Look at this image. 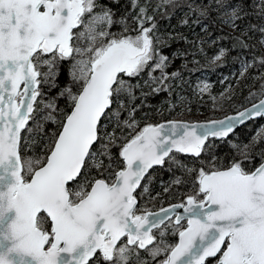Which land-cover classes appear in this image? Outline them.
<instances>
[{"label": "snow or ice", "instance_id": "1", "mask_svg": "<svg viewBox=\"0 0 264 264\" xmlns=\"http://www.w3.org/2000/svg\"><path fill=\"white\" fill-rule=\"evenodd\" d=\"M174 3L161 0L157 8ZM248 5L249 0H211L189 10L206 17L222 12V22L239 29ZM132 9L135 35L127 34V17L114 20L102 0H0V264H150L140 250L151 264H206L208 258L216 264H264V148L258 153L262 162L245 167L251 149L264 143V125L248 144L232 145L242 159L226 168L217 167L215 157L210 171L188 168L171 155L200 157L209 137L226 138L236 123L264 117V99L207 124H147L120 141L116 129L123 134L122 125L137 127L135 107L121 120V111L137 99L135 90L165 91L177 76L166 71L170 60L160 52L163 41L149 5L132 0ZM115 24L122 25L119 34L108 31ZM258 31L264 34V26ZM237 43L247 47L239 38ZM224 55L221 49L213 59ZM249 67L264 69V54L244 63L245 71ZM145 73L142 85L137 78ZM60 76L67 85L58 95L38 100L40 85ZM259 78L264 80V71ZM111 124L116 127L108 132ZM114 146L123 165L118 170ZM25 148L34 154L25 156ZM166 159L197 173L196 191L185 203L151 212L139 205V197L149 193L142 182ZM93 169L109 175L97 178ZM169 234L178 238L175 243L166 240Z\"/></svg>", "mask_w": 264, "mask_h": 264}, {"label": "trees", "instance_id": "2", "mask_svg": "<svg viewBox=\"0 0 264 264\" xmlns=\"http://www.w3.org/2000/svg\"><path fill=\"white\" fill-rule=\"evenodd\" d=\"M102 2L118 15V20L127 17L128 23V19L136 15L132 9V0H102ZM209 2L211 0H175L174 4L161 5L157 8L161 0H140L141 5L145 3L149 5L148 14L155 19L156 35L163 41L159 46L160 52L169 57L170 63L166 71L175 72L177 76L166 82L171 85L168 90L153 93L147 86L135 90L137 99L121 111V120L129 119V110L135 107L133 118L137 122V127L133 131L122 125L123 134L120 129H116L120 141L125 136L135 135L147 124L156 125L170 120L211 121L237 113L264 97L260 92L264 80L259 78V73L264 69L249 67L247 71L244 70L245 62H254L255 58L264 54V46L260 44L264 34L258 31L264 26L260 0H249L247 15L238 21L239 29H233L223 23L222 20L227 17L223 16L222 12H213L210 17H206L189 10V5L195 9L198 5ZM133 25L135 26V22ZM145 26L149 25L145 24ZM118 30L122 31L121 24L118 25ZM241 30L247 32V35H242ZM127 34L135 33L130 31ZM237 38L247 47L237 43ZM221 49L225 50V55L220 60H214L213 57ZM137 79L143 85L148 77L145 73ZM63 81L64 77L60 76L58 84ZM136 82V80L131 81L133 84ZM205 84L209 86L208 90L199 91L197 86L203 87ZM143 93L148 95L145 97ZM58 103L60 108H65L64 99H60ZM262 122L264 118L250 121L236 129L227 139H208L205 151L198 158L174 152L171 155L188 168L199 170L203 167L210 171L213 157L216 158L217 167L226 168L234 158L242 159L237 154L238 150L232 145L243 147L244 144H248L256 135V129H259L257 125ZM53 127L52 124L46 125L49 130ZM115 127V124H111L107 127V131L112 132ZM261 131L264 133V130ZM261 148H264V143L251 149L252 160L245 161L246 168L254 169L262 162L258 154ZM111 151L117 161L114 170H118L123 166L119 161V146L112 147ZM24 154L33 155L34 150L25 148ZM92 175L97 178H107L109 173L106 172L101 176L93 169ZM177 178L182 182L174 184L173 180ZM196 179V172L188 173L166 159L163 166L151 169L149 176L142 182L148 184L149 193L139 197V205L143 209L152 211L174 203H185L186 197L196 191ZM165 187L168 188L167 192L164 190ZM140 191L138 189L137 193L139 194ZM154 233L158 234V231L154 230ZM166 240L175 243L177 237L169 234ZM139 255L148 259L151 264L145 250H140Z\"/></svg>", "mask_w": 264, "mask_h": 264}, {"label": "rangeland", "instance_id": "3", "mask_svg": "<svg viewBox=\"0 0 264 264\" xmlns=\"http://www.w3.org/2000/svg\"><path fill=\"white\" fill-rule=\"evenodd\" d=\"M99 10V9H98ZM114 13V16H113V19L114 20H118V15ZM134 17V16H133ZM128 26H130V31L131 29H135L137 26H136V23H135V26L133 25L134 21L133 19H128ZM118 25L119 24H115L113 25L111 28L108 29V31H110L111 33H116V34H119L120 31L118 30ZM146 27V26H145ZM134 33V32H133ZM135 35V34H134ZM172 61V60H171ZM258 69V68H257ZM42 71H46L47 69H41ZM154 75H159L158 72L154 73ZM59 80V79H58ZM58 80L53 84L52 82H49V83H42L40 85V89L43 93V96L38 98V100H41L43 102H47L48 100H50L52 97L54 96H57L59 91L62 90L66 85H67V80L64 78V81L63 83L61 84H58ZM63 99V98H61ZM60 101V99H59ZM58 101V102H59ZM43 108V103H38L37 104V109H42ZM240 111V110H239ZM224 117V116H223ZM40 118V113L38 112L37 113V119ZM50 124V123H49ZM47 124V125H49ZM264 125V122L258 124L257 126H259V129L261 128V126ZM261 130H264V129H261ZM257 133V129L255 131ZM262 132V131H261ZM161 209V208H159Z\"/></svg>", "mask_w": 264, "mask_h": 264}, {"label": "water", "instance_id": "4", "mask_svg": "<svg viewBox=\"0 0 264 264\" xmlns=\"http://www.w3.org/2000/svg\"><path fill=\"white\" fill-rule=\"evenodd\" d=\"M22 87H23V86H21V88H22ZM261 99H264V97H262ZM261 99L257 100L255 103H253V104H251V105H249V106H247V107L241 109V110L238 111L237 113L230 114V115H226V116H224V117H222V118H219V119H216V120H211V121H219V120H223V119H225L226 117L236 116L239 112L244 111L245 109H251V108L253 107V105H255V104H259V102H260ZM261 118H264V117H256V116H254V117H252L251 119H246L245 122H244L243 124H241V123H236V125H235L233 131H232L231 133H229L228 137H229V136H230V135H231L236 129H238V128L244 126V125H246V124L249 123L250 121L259 120V119H261ZM170 121H175V120H170ZM167 122H168V121L161 122V123H167ZM180 122H185V121H180ZM208 122H210V121H207V122H189V123L207 124ZM161 123H159V124H161ZM186 123H188V122H186ZM228 137L223 138V139H227ZM208 139L223 140V139L214 138V137H209ZM206 142H207V141H206ZM174 153H176V152H174ZM184 155H186V156H190V157H192V158H198V157H195V156L190 155V154H184ZM155 167H159V165L154 166L153 168H155ZM153 168H152V169H153ZM150 170H151V169H150ZM150 170H149V172H150ZM175 204H180V203H174V204H171V205H175ZM171 205H169V206H171ZM169 206H166V207H164V208H167V207H169ZM159 210H160V209H157V210H153V211H151V212H159ZM177 211L180 212L181 214H183V210H182V209H177ZM185 223H186V222H185ZM177 239H178V238H177ZM208 259H209V258H208Z\"/></svg>", "mask_w": 264, "mask_h": 264}, {"label": "flooded vegetation", "instance_id": "5", "mask_svg": "<svg viewBox=\"0 0 264 264\" xmlns=\"http://www.w3.org/2000/svg\"><path fill=\"white\" fill-rule=\"evenodd\" d=\"M206 264H216L215 258H209V259H207Z\"/></svg>", "mask_w": 264, "mask_h": 264}, {"label": "bare ground", "instance_id": "6", "mask_svg": "<svg viewBox=\"0 0 264 264\" xmlns=\"http://www.w3.org/2000/svg\"><path fill=\"white\" fill-rule=\"evenodd\" d=\"M222 118V117H221ZM219 119V118H218ZM214 120H216V119H214ZM180 121H183V120H180ZM185 122H187V121H185ZM193 122H207V121H193ZM189 123V122H188Z\"/></svg>", "mask_w": 264, "mask_h": 264}]
</instances>
